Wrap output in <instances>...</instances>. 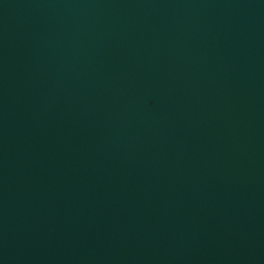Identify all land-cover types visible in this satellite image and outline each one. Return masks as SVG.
I'll return each instance as SVG.
<instances>
[{
	"label": "water",
	"instance_id": "95a60500",
	"mask_svg": "<svg viewBox=\"0 0 264 264\" xmlns=\"http://www.w3.org/2000/svg\"><path fill=\"white\" fill-rule=\"evenodd\" d=\"M0 264H264V0H0Z\"/></svg>",
	"mask_w": 264,
	"mask_h": 264
}]
</instances>
